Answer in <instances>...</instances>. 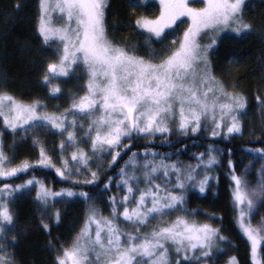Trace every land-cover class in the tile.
I'll return each instance as SVG.
<instances>
[{"label":"snow or ice","instance_id":"snow-or-ice-1","mask_svg":"<svg viewBox=\"0 0 264 264\" xmlns=\"http://www.w3.org/2000/svg\"><path fill=\"white\" fill-rule=\"evenodd\" d=\"M155 3L159 12L154 18L134 20L133 30H140L149 48L140 54L138 47L129 48L108 37L106 0H40L36 32L44 45L55 44L54 53L42 65L41 86L48 88L45 99L58 98L62 89L52 81L67 82L77 68L83 73V94L73 95L63 111L49 112L39 98L25 103L0 90V134L9 133L15 139L43 129L59 137L58 162L36 133L25 136L37 151L33 161L13 165V158L0 149V177L27 174L30 167L40 166L73 184L58 190L35 178L15 187L0 184V264H16L12 202L33 185L42 208L58 200L87 205L70 243L49 242L53 264H213V256L222 254L219 250L226 238L210 222L214 217L203 214L204 219H198L202 214L187 207L189 189L204 194L210 186L209 173L216 163L213 148L194 155V163L185 165L173 160L172 154L152 151L150 143L140 152H131L118 172L107 175L121 153L130 151L134 139L151 142L160 137L167 143L173 130L186 137L202 125L211 126L212 137L242 132L246 97L215 74L210 58L224 39L222 32L230 29L239 39L252 30L243 17L245 0ZM53 12L63 19L59 26H53ZM182 24H186L183 31L173 35ZM256 100L264 118V96L257 95ZM182 150L183 146L175 155ZM254 151L264 160V147ZM108 155L107 170L103 163L92 167ZM228 167H234L231 160ZM101 171L107 176L102 185ZM260 173L264 176V166ZM230 179L235 186L231 195L236 225L248 241L251 264H261L258 251L264 241V218L255 226L246 218L252 213L254 197H264V180L259 191L249 194L242 190L241 177L232 173ZM113 180L116 190L108 195ZM79 185L99 187L100 195H108L107 203L97 207L89 191L74 190ZM53 218L59 222V211ZM41 223L49 232L50 225ZM226 264L238 262L229 257Z\"/></svg>","mask_w":264,"mask_h":264},{"label":"trees","instance_id":"trees-1","mask_svg":"<svg viewBox=\"0 0 264 264\" xmlns=\"http://www.w3.org/2000/svg\"><path fill=\"white\" fill-rule=\"evenodd\" d=\"M16 5H19L17 8ZM135 6V8H134ZM155 3L141 0H107L105 28L110 39H114L121 45L129 48L138 47L140 54H146L149 48L144 44V36L139 35L140 30L134 29V20L138 16L154 18L158 14ZM245 20L250 23L252 33L239 39L235 37L221 41L211 57V63L215 74L223 79L230 88L245 95L247 104L246 112L241 117L242 132L232 134L228 138L223 136L212 137L209 131L200 130L196 134L187 136L172 133L167 143L157 137L154 141L134 139L130 144V151H125L118 158L107 175L118 172L121 165L131 152H140L151 143V150L161 154H172L173 160H180L183 164L194 163L193 156L199 153H207L209 147L216 153V163L212 167V185L204 194L198 191H189L187 207L189 211L196 209L202 215L198 219H204L203 214L213 216L210 222L219 227L223 236L230 244L229 252L236 254L238 264H251L249 257V245L243 239L235 222V211L231 195L230 175L234 173L247 180H254L260 156L254 150L264 147V118H262L257 104V95L264 96V2L246 8ZM39 18L38 0H0V90H6L25 103L39 98L51 112L55 108L68 106L73 95H82L80 91L83 81L79 70L72 72L66 78L67 82L57 83L62 89L58 98L45 99L48 88L41 86L42 65L55 51V44L44 45L36 32ZM186 24L177 26L173 35L183 31ZM152 47H157L153 45ZM67 104V105H66ZM0 126H2L0 121ZM50 155L56 157V146L59 137L48 134L42 135ZM2 150L12 157L15 165L21 160L33 161L37 159V151L32 147V140L18 134L15 139L9 133L1 134ZM171 145V146H169ZM183 149L179 156L175 155L177 149ZM54 159V158H53ZM110 155L94 161L92 167L98 163L104 164L108 169L107 160ZM229 160L233 168L228 167ZM249 165V166H248ZM35 178L51 186L53 190L68 187L72 180H61L52 169L40 166H32L27 174L18 173L15 177L0 179V184L9 183L12 187L22 184L24 180ZM81 179L84 178L81 174ZM107 179L104 171H101L99 182L102 185ZM74 190L89 191L92 198L97 201V207H103L107 203L108 195L114 194L116 181H112V192L108 195H100L99 187L79 185ZM67 203L58 200L52 203L55 211H59L60 220L56 228L45 232L42 226L33 230L36 218L37 202L30 194L23 202H16V214L18 220L29 225L30 231L15 242L14 253L16 264H53L54 251L50 249L49 242L65 244L68 227L81 223L86 212L87 205L83 201ZM264 218V199L256 207L251 217V223L255 226ZM59 244H56L59 247ZM261 263L264 264V242L260 247Z\"/></svg>","mask_w":264,"mask_h":264},{"label":"rangeland","instance_id":"rangeland-1","mask_svg":"<svg viewBox=\"0 0 264 264\" xmlns=\"http://www.w3.org/2000/svg\"><path fill=\"white\" fill-rule=\"evenodd\" d=\"M39 2V5H40V0H38ZM145 2H152V3H155V0H145ZM264 0H245V4H244V8H243V17H244V20L246 19L245 17V12H246V8L249 7V6H252V5H255V4H258V3H263ZM106 3H107V0H106ZM158 7V11H159V6L157 3H155ZM39 16H40V7H39ZM106 16V14H105ZM39 20V18H38ZM245 22H247L245 20ZM52 23H53V26H59L61 23H63V19L60 17L59 13H56V12H53L52 14ZM252 33V30L250 32H248L246 35L248 34H251ZM221 35L224 37V39H222L221 41L227 39V38H231V37H235V33H232L231 30H227L226 32H222ZM245 35V36H246ZM220 41V42H221ZM214 54V53H213ZM213 56V55H212ZM211 56V57H212ZM211 59V58H210ZM79 70V75L82 76L83 73H82V69L81 68H77ZM76 69V70H77ZM83 81V84H84V80L82 79ZM59 81L57 80H53L52 81V84L57 86V83ZM82 84V86H83ZM71 101H69L67 104L68 106L64 107V108H59L61 111H63V109L69 107ZM66 104V105H67ZM242 117V116H241ZM240 117V119H241ZM72 117H69V119H71ZM79 123L80 121L77 120V127H79ZM1 124H2V121H1ZM205 130V131H209L211 132V126H209L207 129H205V127L202 125L199 129L200 130ZM198 131V132H199ZM33 133H36L39 135L40 137V140L43 142V139H42V135H44L45 133V130L43 129H33L31 132L27 133V134H22L23 136H27V137H31ZM173 133H175V131L173 130ZM188 134H193L191 133V131L188 132ZM232 134H230L229 136H231ZM220 136V135H219ZM223 137H225L224 135H221ZM228 136V137H229ZM227 137V138H228ZM30 139V138H29ZM31 140V139H30ZM44 143V142H43ZM125 143H128V141H125ZM0 149H2V142H1V134H0ZM124 152L121 153V156L123 155ZM56 157H53L57 162L59 160V155L58 153H56ZM213 155L216 157V153L213 152ZM129 158V157H128ZM126 158V160L128 159ZM187 165V163L185 164ZM249 166V165H248ZM264 166V160L260 159L259 161V165L257 166V169H256V174L254 176V180H247L241 176H238V177H241L242 180H243V184H242V190H245L247 193H251L253 190H256V191H259V188H260V184H261V181L264 180V176L261 175L260 173V169L261 167ZM213 170L211 169L209 175L212 177L213 176ZM4 177H0V179H2ZM231 180V179H230ZM232 184V183H231ZM211 185H212V181H211ZM30 187V191H23L22 193H20L19 195L16 196L15 200L12 202V210H13V213H14V217H15V225H14V234H15V237H16V240L22 236H25L26 234H28L29 232H32L30 231V228H29V225H31L32 222H27L26 224H23L21 223L18 218H17V214H16V209H15V206H16V202H23L27 199V197L32 194L34 197H35V194H36V189H35V186H29ZM210 186L207 187L206 191L208 190ZM234 185L231 186V193H232V190L234 189ZM192 190V189H189V191ZM264 197H261L259 195H257L256 197H254V206H253V210H252V213L246 218L248 222L251 223V217H252V214L253 212L255 211L256 207L259 205V203H261L263 201ZM80 203V202H78ZM246 206V205H245ZM36 207V218L33 220V223H35L36 225H34L33 227V230L34 229H37L38 227L42 226V223L41 221L43 220L45 223H48L50 225V228L51 229H55L56 228V221L54 220L53 218V214L56 212L52 206V203L50 202L49 205L47 206V208H42L38 203L37 205H35ZM85 214V213H84ZM83 219V217H82ZM81 223H82V220H81ZM81 223L79 222L78 225H70L68 227V233H67V236H66V243H70L73 236L75 235V233L79 230V226L81 225ZM212 223V222H211ZM214 226L218 227L217 225H215L213 223ZM237 226V225H236ZM219 228V227H218ZM238 231L240 232L239 228L237 227ZM222 234V233H221ZM241 236L243 237L242 233L240 232ZM11 235L12 234H9V239H11ZM243 239L248 243L247 239L245 237H243ZM15 240V242H16ZM264 241H261V245ZM260 245V247H261ZM231 249V246L230 244L227 242V240L221 245V249L219 250L220 252H222V254H216L213 256V264H226V261L228 260L229 257H235L236 258V254L233 253V252H229ZM258 258L261 260V257H260V249L258 251ZM236 261L238 262L237 258H236ZM262 264V263H261Z\"/></svg>","mask_w":264,"mask_h":264}]
</instances>
